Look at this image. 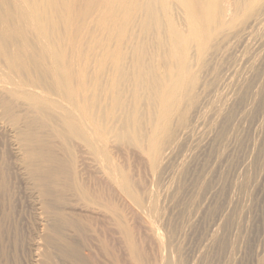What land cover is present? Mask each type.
<instances>
[{
	"label": "rangeland",
	"instance_id": "1",
	"mask_svg": "<svg viewBox=\"0 0 264 264\" xmlns=\"http://www.w3.org/2000/svg\"><path fill=\"white\" fill-rule=\"evenodd\" d=\"M156 1L151 2L168 12L158 21L139 16L135 25L137 16L134 22L116 15L118 21L112 13L84 22L93 33L100 27L96 35L90 33L94 38L89 42L101 44L94 52L96 43L89 44L94 57L93 62L86 58L85 71L91 73L85 72V78L95 81L87 82L98 107H93L91 140L101 139V146H87L83 129L80 136L64 132L62 142L52 132L55 120L43 117L47 105L35 107L12 91L14 85L4 84L5 91L0 84V264H264V0L256 8L250 0H217L219 7L213 6L215 0H188L195 8L200 4L193 20L180 0H167L169 6ZM158 24L165 29H157ZM172 27L184 37L198 29L199 43L186 51L197 84L193 104L186 107L187 126L154 165L144 147L160 134L162 105L155 93L167 78L165 67L178 68L176 59L167 56L169 36L176 31ZM141 46L146 47L142 60L136 54ZM97 50L116 55L117 65L125 69L122 76V66L117 70L113 58L103 54V61ZM100 60L109 61L108 67ZM147 68L158 74H143ZM16 73L14 81L21 79ZM43 119L46 125L40 124ZM32 128L55 145L56 162L36 164L44 172H33L27 164ZM150 202L155 211L150 212Z\"/></svg>",
	"mask_w": 264,
	"mask_h": 264
},
{
	"label": "bare ground",
	"instance_id": "2",
	"mask_svg": "<svg viewBox=\"0 0 264 264\" xmlns=\"http://www.w3.org/2000/svg\"><path fill=\"white\" fill-rule=\"evenodd\" d=\"M151 1H153V0H0V84L1 85H2V83H3V85L4 84H6V85L10 84L11 85L10 87H12V85H14L12 87L13 88L12 91L15 90L16 91V92L14 91L15 93H20L22 96H24L27 99V101H26V99L24 98L26 102L29 101L35 107H42V106L47 105L49 111H48V113H46V116H43V117L47 118V116L50 115L51 121L55 120L53 122L54 125H52L53 126L52 132H55V135L57 137H60L62 142L65 143L67 140V135L63 134L64 132H67V133L72 132L74 135L80 136V135H82L83 130H84L83 135H86L87 137H85L83 139V141L85 142V144L87 146L92 147L95 144L98 146H101V144H102L101 139H98L97 141H94V142H92V140H91V136H92V132H93L92 131V123H93V116H94V111H95L93 109V107H95V106L97 107V105L94 106L95 102L92 99L91 94H90V90L93 87V86L90 87L91 86L90 82L93 80V79H91L93 77H91V78L89 77L90 82L87 80V82H89L90 84H88L86 82V79H88V78H85V76L88 75V73L89 74L91 73L90 72L91 70L89 72L85 71V70L89 69V67H88L89 65H87V64L88 63L90 64V62L87 63V61H88L87 59H90L89 61L93 62L92 56L94 55V53L92 54V52H94V50L99 47L98 45L101 44V43L97 44L95 42L96 40L93 39V40H95L94 42L96 43L97 46L93 47L92 52H90V45L89 44H91V46L94 44V46H95V43H93V42L90 43L89 41H91L92 38H94V36H91V35L92 34L96 35L97 29L100 27L99 26L97 27V25H96L95 26V28L97 27L95 29L96 33H93L94 29H91L90 26L89 27L85 26V25H88L90 23L85 24L84 22H86L87 19L89 21V17H92V16H93V19H94V17L96 18L99 16H100V18H101V16H103L105 19L106 15H108V14L112 15V13L115 15L114 17H117L116 15H118L120 18L125 17V18L132 19V17H134V16H137L136 18L141 16V19H142L145 16V18H150L152 20L157 19L156 21H158V19L161 18V15L166 13L165 9H163V7H161L163 9V11H162L163 13H162L160 6H159L160 4L159 5L157 4L159 6V7H157V6L153 5ZM159 1L161 3L162 0H159ZM163 1H164V3H166V5L168 3V6H169V2H167V0L166 1L163 0ZM180 1L189 7L186 10L187 11L189 10L188 13L190 12L189 15H192V20H193V17L195 16V11H197L196 15L198 14V10H199L198 8L200 7V4L197 3V4H199V6H198V8H195V5H193V3L188 1V0H180ZM146 2H150V3H148V5H142V3L146 4ZM156 2H158V0ZM117 3L119 4L118 6H117ZM249 3H251L254 6V8H256V6L259 4V1L258 0H250ZM161 4H163V3H161ZM170 4H171V2H170ZM201 5L204 6L205 4L202 3ZM161 6H163V5H161ZM171 6L172 5H170V8H171ZM213 6L219 7L217 0L213 1ZM218 12H219V10L217 8L215 14H217ZM114 17L112 16V18H114ZM100 18H98V19H100ZM190 18H191V16H190ZM215 18L216 17L212 18L210 20V23H213L215 21ZM98 19L96 20L97 22H98ZM104 19H103V21H104ZM115 19H118V17ZM111 20H113V19H111ZM125 20H124V24H125ZM96 21L94 22L95 24L99 25L101 23V22L96 23ZM107 21H109V20H107ZM118 21H119V19H118ZM132 21H134V20L132 19ZM137 21H140V19L139 20L136 19L135 25H137ZM134 22H133V24H134ZM112 23L113 22H111V24ZM114 23L116 24V22H114ZM102 24L104 27L109 25V24L103 23V22H102ZM104 24H107V25H104ZM149 24H151V23H149ZM161 24H164V23H161ZM135 25H132V26H135ZM145 25L149 26L148 24H145ZM145 25H143V26H145ZM160 25L158 24L156 26L157 29ZM115 26H113V28H115ZM123 26H124L123 24H122V26L118 25V26H116V29H119L120 27H123ZM132 26H130L131 30L134 29V28H132ZM162 26H164V25H162ZM162 26L159 27V30H161L163 28L165 29V27H162ZM167 26H166V28H167ZM171 26H173V25L171 24ZM126 27H128V24L126 25ZM146 27H145V29H147ZM101 28H103V27H101ZM138 28H139V26H138ZM140 28H141V26H140ZM150 28H151V25H150ZM108 29L112 30V27L110 29V26H109ZM126 29H128V28H125L124 30H126ZM135 29H137V28H135ZM172 29H174L176 31H173L172 34L170 32V34L172 36H169V37H171L172 40H170V39L169 40H170V42L172 41V43H171L172 47L170 48L172 50H171L170 56L169 55H167V56L169 58L171 57L173 59H176L177 63L173 59H172V61L178 65V68H175L176 70L174 71V70H172V65H170L171 69L165 67L167 78L164 79L165 82H163V85H162L163 88H161V90H158L155 93L156 97L158 98L159 103L162 105V110L160 112V117H159V122H158L160 134L158 137L148 138V143L146 144V147H144V151L147 152L148 156L154 162V165L161 162L160 161L161 158L169 150V148H171V145L174 146V144H176L178 142L179 130L181 128H184L187 126L186 107H190L193 104V90L197 84V79L193 76L191 67L187 61L186 51L189 48V44L191 46L193 43H197V42L199 43V39H197L198 29H194V31H193L194 34L190 35V36L193 35V38H191V39L188 38V37H190L189 34L188 35L186 34L185 35L186 37H184V35L182 33H180L181 31L179 29H176L173 27H172ZM172 29L171 30L169 29V30L172 31ZM87 30L88 31L90 30V32L88 33ZM100 30H102V29H99V31ZM122 30H123V28H122ZM91 31H92V34H90ZM129 31H130V29H129ZM84 32H85V34H84ZM103 32H104V29H103ZM120 32L122 33L123 31H120ZM112 33H113V30H112ZM117 33H116V35H117ZM87 34H90V36H88ZM99 34H98V37L101 35V39H103L102 34H100V35ZM104 34H105V32H104ZM104 34H103V36L106 35V34L105 35ZM123 34H125V33H123ZM110 36H113V34H110L108 36V38ZM114 36H115V34H114ZM120 36L122 37L125 35L120 34ZM120 36H118L119 39L123 40V38H120ZM127 36L128 35H126L125 37H127ZM130 36H132V35H130ZM136 36H137V34H136ZM95 37L98 39L97 36H95ZM106 38H104V39L106 40ZM136 38H139V36ZM101 39H99V40H101ZM113 40H118V39H117V37H115ZM111 41H109V42H111ZM118 41H116L117 45H118ZM134 41L132 40L131 43H135ZM124 42H125V40H124ZM136 42H137V40H136ZM107 43H108V41H106V42L104 41L102 44H107ZM113 43H115V42H113ZM137 44H138V42H137ZM179 44H181L182 47H180ZM108 45H110V44H108ZM108 45H106V46L108 47ZM84 46H85V48H83ZM111 46L114 47V45H112V44H111ZM115 46H116V43H115ZM119 46L121 47L122 45H119ZM168 46L169 45H167V47ZM141 47L138 50L136 49L137 53L135 52L138 55V57L141 56L140 60H142V57L144 58V56L146 55L145 50H144L146 47L144 49H143V46H141ZM100 48H102V47L100 46ZM104 48H105V46H104ZM108 48H110V46ZM91 49H92V47H91ZM103 49H101V50H103ZM111 49H112V47H111ZM114 50H116V49H114ZM103 51H105V53H106V50H103ZM107 51H108V49H107ZM99 52L97 50L98 54H99ZM101 52H100V55H101ZM111 52H112V50H111ZM114 52H113V54H114ZM119 53H121V51ZM124 53L125 52H123V54ZM103 54L104 53L102 52V58H100L102 60H103ZM108 54H110V53H108ZM115 54L117 55V50H116ZM168 54H169V51H168ZM97 55H95V57ZM116 55H114V58H113V56L109 57L110 55L107 56L104 54V57L105 56L107 58L109 57L108 60L111 58H113V60H114ZM116 57L120 58V55H117ZM123 57H125V56H123ZM95 59H98V58L96 57V58H94V60ZM122 60L123 59L118 60L119 63L123 62ZM81 61L84 64H82ZM83 61H85V62H83ZM103 61L100 60L101 63H99V62L98 63L100 65L104 66V64L109 63L110 60L108 62H103ZM114 61H115V64H114L115 67L111 66L112 68L110 69V71L113 69V67L116 68V65L118 64V63H116L117 62L116 60H114ZM166 61H165V63L168 62V61L167 62ZM112 62H110V63L113 65L114 62L113 63ZM99 64H98V66H99ZM168 65H169V63H168ZM3 66L5 69H7V71L10 70V72L7 73L5 70L3 73L2 72ZM105 66H106V64H105ZM121 66H122V63L120 64V66L117 65V70H118V67L121 68ZM166 66H167V64H166ZM170 66H168V67H170ZM87 67H88V69H86ZM106 67H108V65ZM90 68H94V67L90 66ZM101 68H103V67L101 66ZM104 69H102V70H104ZM121 69H122V71H120ZM121 69H119V72H120V75L122 76L121 72H123L124 67L122 66ZM95 70H96V68H95ZM117 70L115 69V72ZM108 71H107V74H108ZM110 71H109V73L112 72V71L111 72ZM113 71H114V69H113ZM16 72H18L21 75V76L18 75V76H20L21 79L16 78V81H14L15 79L12 80V78L14 77L13 75ZM85 72H88V73L85 74ZM92 72L94 73V71H92ZM100 72H103V71H100ZM115 72H112V73H114V74L118 73V71L116 73ZM156 72L157 71L155 70V68H149V69L147 68V69H144L142 73L147 74L149 77L153 78L154 75L158 74ZM18 73H16V74H18ZM96 73H95V75H96ZM120 75L117 76V78L120 77ZM174 75L176 76V79L172 78ZM15 76H17V75H15ZM98 76H99V73H98ZM189 77H190V80H187ZM94 78H96V77H94ZM100 78L102 79V77H100ZM107 78H109V76ZM18 79L20 80V82L17 81ZM112 79H114V77H112L111 80ZM116 80L118 81L119 79H116ZM105 82H106V80H105ZM112 82H113V80H112ZM121 83H122V81L120 82V84ZM111 84H112V86L114 85L113 83H111ZM117 84H119V83H117ZM3 85H2V88L5 86L4 90L7 91L6 88L9 85L8 86H6V85L3 86ZM117 88H119V87H117ZM8 91L10 92L9 88H8ZM95 92H96V90H95ZM11 94H13V93H11ZM96 96H97V93H96L95 97ZM98 98H100V97L98 96ZM95 101H96V99H95ZM97 102L98 101H96V104H97ZM98 103H100L98 105H101V102H98ZM48 109H47V107L44 108V110H48ZM50 111L53 112L54 114H56L57 116H55ZM39 121H41V120H39ZM42 123H45V119H43L40 124H42ZM36 124H37V122H36ZM40 124H38V126ZM42 125H46V123L42 124ZM36 128H32L28 134L29 140L27 141L28 142L27 145L29 146L28 147L29 153L27 154V158L29 159V163H27V164H30V166L29 165L28 166L32 168L33 172H44L45 168L44 169L41 168V170H39V168H38L39 162H40V160H42V162H48V163H51L54 161L56 162L55 156L52 153L55 145L51 144L49 142H46L43 138V135L38 134L39 130L36 131L37 130ZM42 128H40V129H42ZM134 141L136 144H139L141 142L138 139H135ZM249 160H251V159H249ZM36 164H38L37 168H36ZM44 164L46 165L47 163H44ZM33 174L36 177V174L35 173H33ZM120 178L122 180H126L124 175H121ZM244 191H245V189H244ZM233 192H235V191H233ZM246 194H247V192H246ZM237 196H239V194ZM155 198H157V197H155ZM135 199L138 202H143L142 199L139 198L138 196H135ZM233 200H234V198H233ZM151 203L152 202H150V205L148 207L150 212H152L154 210V207H152L153 205H151ZM234 203H232V204H234ZM145 206L147 208L146 204H145ZM155 209H156V205H155ZM228 216H229V214H228ZM230 221H231V219H230ZM224 223L225 222H223V224ZM224 228H226V226ZM216 236H217V234L214 236L215 239H216ZM132 248L134 250V247H132ZM211 259L212 258H210V260ZM204 260L202 262H204ZM168 264H171V263L169 262Z\"/></svg>",
	"mask_w": 264,
	"mask_h": 264
}]
</instances>
